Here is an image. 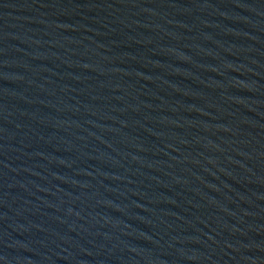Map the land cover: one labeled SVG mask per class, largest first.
<instances>
[{
    "label": "water",
    "instance_id": "water-1",
    "mask_svg": "<svg viewBox=\"0 0 264 264\" xmlns=\"http://www.w3.org/2000/svg\"><path fill=\"white\" fill-rule=\"evenodd\" d=\"M0 264H264V0H0Z\"/></svg>",
    "mask_w": 264,
    "mask_h": 264
}]
</instances>
